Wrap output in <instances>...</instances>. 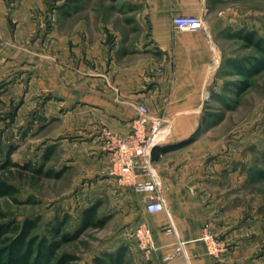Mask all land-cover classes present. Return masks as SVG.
I'll return each mask as SVG.
<instances>
[{
  "label": "rangeland",
  "instance_id": "rangeland-1",
  "mask_svg": "<svg viewBox=\"0 0 264 264\" xmlns=\"http://www.w3.org/2000/svg\"><path fill=\"white\" fill-rule=\"evenodd\" d=\"M134 1L0 0V178L16 189L0 196V225L16 228L0 237L1 263L134 264L119 202L101 185L104 172L113 176L115 133L73 91L85 77L112 81L125 50L143 48ZM219 1L228 74L202 101L195 138L213 139L222 193L202 229L230 264H264V0ZM89 131L110 154L108 169L87 153ZM25 228L26 256L13 263Z\"/></svg>",
  "mask_w": 264,
  "mask_h": 264
},
{
  "label": "crops",
  "instance_id": "crops-1",
  "mask_svg": "<svg viewBox=\"0 0 264 264\" xmlns=\"http://www.w3.org/2000/svg\"><path fill=\"white\" fill-rule=\"evenodd\" d=\"M219 2L134 1L132 4L139 11V39L144 40L140 43L143 48L139 52L136 48L125 50V64L115 67L112 81L99 83L103 81L102 75H95V83H90L85 77L79 79L73 90L78 91L86 106L98 111L91 116L96 119L94 122L124 137L132 130L139 107L144 106L150 116L164 120L167 135L156 146L180 144L200 131L202 101L210 98L215 88L212 85L220 81V73L228 74L222 43L228 44L227 13L219 7ZM184 15L202 18L206 28L184 32L172 26L174 16ZM89 132L87 153L99 154V161H104L100 169H108L110 154L103 151L98 133ZM213 144L212 138L200 137L158 153L157 159L152 160L158 183L156 193H140L130 186H121L115 176L104 172L101 185L108 201L119 202L118 225L128 231L127 235L121 231L120 241L131 255L132 263L230 264L226 255L211 253L207 242L201 239L202 228L212 218L222 193L221 167L217 161L209 160ZM86 170L92 176L97 166L91 164ZM227 173L230 174L229 169ZM158 198L163 200L165 210L147 212L146 204ZM141 226L151 232L155 247L147 254L129 231ZM177 244H182L183 254L174 256Z\"/></svg>",
  "mask_w": 264,
  "mask_h": 264
},
{
  "label": "built area",
  "instance_id": "built-area-1",
  "mask_svg": "<svg viewBox=\"0 0 264 264\" xmlns=\"http://www.w3.org/2000/svg\"><path fill=\"white\" fill-rule=\"evenodd\" d=\"M171 24L180 31L205 29L202 18L194 16H174ZM164 120L152 117L144 106L138 109V117L132 130L124 137L110 136L111 168L110 174L115 176L123 186H130L137 192L156 193L158 183L154 179L152 168V149L157 143L166 138L167 132L163 127ZM142 177L147 180H140ZM147 212L155 213L165 210L162 199L151 200L145 207ZM138 247L143 253L155 249L151 239V232L144 226L134 230ZM201 239L209 245L211 253L216 254L212 236L204 232ZM183 246L177 244L172 255H182Z\"/></svg>",
  "mask_w": 264,
  "mask_h": 264
},
{
  "label": "trees",
  "instance_id": "trees-1",
  "mask_svg": "<svg viewBox=\"0 0 264 264\" xmlns=\"http://www.w3.org/2000/svg\"><path fill=\"white\" fill-rule=\"evenodd\" d=\"M199 131H196L195 133L192 134L191 137L188 138V140L180 143V144H172V145H165V146H156L152 149V160H155L157 159V154L160 153V154H163V153H166L170 150H172L173 148H176V147H179L181 145H184L190 141H192L193 139H195V137H197V133ZM16 192V189L15 187H12L7 181L5 180H2L0 178V196L2 195H9V194H13ZM16 229V228H15ZM15 229H11V227L9 226V224L5 223V224H1L0 225V237L5 234V233H10V232H13L11 230H14ZM26 228L24 229L23 233L21 236L17 237V240L14 241V245L18 246L17 249L19 250L18 253L16 254L14 251L12 253V255L8 258L9 260L14 258V262L13 263H16V262H20V263H23L22 262V258H25L26 255H24V253H21L22 250L24 249L23 246H24V240H25V233H26ZM22 249V250H21ZM16 254V255H15ZM0 264H5V263H1ZM113 264H118V263H114Z\"/></svg>",
  "mask_w": 264,
  "mask_h": 264
},
{
  "label": "water",
  "instance_id": "water-1",
  "mask_svg": "<svg viewBox=\"0 0 264 264\" xmlns=\"http://www.w3.org/2000/svg\"><path fill=\"white\" fill-rule=\"evenodd\" d=\"M156 147V146H155Z\"/></svg>",
  "mask_w": 264,
  "mask_h": 264
}]
</instances>
